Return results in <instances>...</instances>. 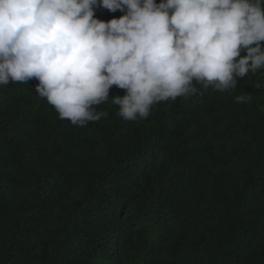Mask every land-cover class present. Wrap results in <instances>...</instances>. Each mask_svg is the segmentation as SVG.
<instances>
[{
  "label": "trees",
  "instance_id": "1",
  "mask_svg": "<svg viewBox=\"0 0 264 264\" xmlns=\"http://www.w3.org/2000/svg\"><path fill=\"white\" fill-rule=\"evenodd\" d=\"M160 3L161 0H156ZM103 7L96 18H120ZM243 55V53H242ZM264 69L85 126L0 85V264H264ZM247 96L236 103L237 96Z\"/></svg>",
  "mask_w": 264,
  "mask_h": 264
},
{
  "label": "clouds",
  "instance_id": "2",
  "mask_svg": "<svg viewBox=\"0 0 264 264\" xmlns=\"http://www.w3.org/2000/svg\"><path fill=\"white\" fill-rule=\"evenodd\" d=\"M97 7L125 14L105 22ZM261 69L264 0H0V85L38 80L72 125L106 116L93 106L113 86L126 90L111 98L118 115L136 121L196 94L194 81L223 92Z\"/></svg>",
  "mask_w": 264,
  "mask_h": 264
}]
</instances>
